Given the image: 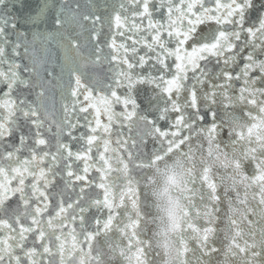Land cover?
I'll use <instances>...</instances> for the list:
<instances>
[{
	"label": "snow or ice",
	"instance_id": "1",
	"mask_svg": "<svg viewBox=\"0 0 264 264\" xmlns=\"http://www.w3.org/2000/svg\"><path fill=\"white\" fill-rule=\"evenodd\" d=\"M0 264H264V0H0Z\"/></svg>",
	"mask_w": 264,
	"mask_h": 264
},
{
	"label": "water",
	"instance_id": "2",
	"mask_svg": "<svg viewBox=\"0 0 264 264\" xmlns=\"http://www.w3.org/2000/svg\"><path fill=\"white\" fill-rule=\"evenodd\" d=\"M60 56H61V60L63 59V52L61 51L60 52ZM60 71H61V69L59 68V67H57V69H56V72L57 73H60ZM95 71L98 73V74H101L102 75V72H101V70L100 69H95ZM67 72H68V68H65V70H64V79H67ZM59 97L57 96V99H58Z\"/></svg>",
	"mask_w": 264,
	"mask_h": 264
}]
</instances>
